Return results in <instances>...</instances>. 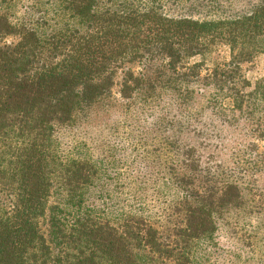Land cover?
Masks as SVG:
<instances>
[{
    "label": "trees",
    "instance_id": "obj_1",
    "mask_svg": "<svg viewBox=\"0 0 264 264\" xmlns=\"http://www.w3.org/2000/svg\"><path fill=\"white\" fill-rule=\"evenodd\" d=\"M178 2L58 0L46 32L0 0V264H203L243 212L264 248V0Z\"/></svg>",
    "mask_w": 264,
    "mask_h": 264
},
{
    "label": "rangeland",
    "instance_id": "obj_2",
    "mask_svg": "<svg viewBox=\"0 0 264 264\" xmlns=\"http://www.w3.org/2000/svg\"><path fill=\"white\" fill-rule=\"evenodd\" d=\"M5 6L10 20L14 24L24 22L27 25L36 24L41 26L46 32L51 27L61 26L65 24V16L59 10L58 0H1ZM179 0H136L135 4H153L171 7L175 12L179 11V5L173 4ZM252 0H199L203 6V11L208 14H231L234 11L243 9L248 6ZM254 1V0H253ZM57 4V5H56ZM59 24V25H58ZM16 37H7L5 42H16ZM242 74L249 82L253 83L257 79L264 77V56H259L250 63L242 65ZM259 150L264 152V139L258 142ZM132 149L128 148L127 152L118 154L119 158H123L127 162L131 160ZM137 190H130L125 198L124 206L128 210H136L140 206V195ZM153 189L149 190V194ZM258 194H260V202L264 205V169L260 173ZM159 196V195H158ZM129 198V199H128ZM156 198V197H154ZM154 198L150 203L153 202ZM149 202H146L148 204ZM144 210L151 207L143 206ZM236 224V225H235ZM256 224L254 215L243 212L226 219L215 235L214 243L216 247H208L202 252L203 264H260L264 260V248L262 243L257 239L249 240V237L256 235L254 227ZM235 226V227H234ZM259 238V237H257ZM262 263V261H261ZM264 264V262H263Z\"/></svg>",
    "mask_w": 264,
    "mask_h": 264
}]
</instances>
